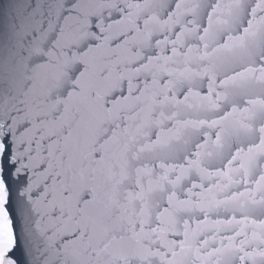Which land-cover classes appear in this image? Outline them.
<instances>
[{"label": "snow or ice", "instance_id": "snow-or-ice-1", "mask_svg": "<svg viewBox=\"0 0 264 264\" xmlns=\"http://www.w3.org/2000/svg\"><path fill=\"white\" fill-rule=\"evenodd\" d=\"M0 98V264H264V0H0Z\"/></svg>", "mask_w": 264, "mask_h": 264}, {"label": "water", "instance_id": "water-1", "mask_svg": "<svg viewBox=\"0 0 264 264\" xmlns=\"http://www.w3.org/2000/svg\"><path fill=\"white\" fill-rule=\"evenodd\" d=\"M0 103H3V100H2V98H0ZM35 244H36V246L39 248V249H43V247H44V244H43V240H42V238L39 236V235H37L36 237H35ZM37 254H39V253H37ZM41 259H43V258H41Z\"/></svg>", "mask_w": 264, "mask_h": 264}]
</instances>
